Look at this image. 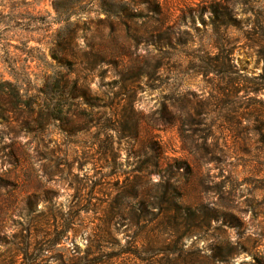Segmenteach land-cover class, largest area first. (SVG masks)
Wrapping results in <instances>:
<instances>
[{"label": "rangeland", "instance_id": "1", "mask_svg": "<svg viewBox=\"0 0 264 264\" xmlns=\"http://www.w3.org/2000/svg\"><path fill=\"white\" fill-rule=\"evenodd\" d=\"M1 82L0 264H264V0H0Z\"/></svg>", "mask_w": 264, "mask_h": 264}, {"label": "trees", "instance_id": "2", "mask_svg": "<svg viewBox=\"0 0 264 264\" xmlns=\"http://www.w3.org/2000/svg\"><path fill=\"white\" fill-rule=\"evenodd\" d=\"M6 88L8 89V93H4L3 91H1L0 95V103L4 102V103H8L10 104V110H15L16 114H20L23 111V101H22V96L19 94L18 90L15 88L14 85H12L11 83L8 82H1L0 83V89ZM66 96H68L70 98V100H81L82 102L80 103L81 105H89V106H93L92 103H90L91 99L89 97L88 94V90L86 88L83 87H78V85L76 84L75 86H73L70 89H67L66 91ZM120 96V95H119ZM27 106H29V104L26 103ZM32 111H29V113ZM57 114L62 113V109L61 110H56L55 111ZM70 110L68 109L66 111V114H69ZM52 114L54 115V113H50L48 115L52 116ZM74 119H67L65 120L66 122L62 124V130L64 129H69V132H79L80 130H85L87 128V123H89V121L87 122V119L92 117V115L87 114L84 111H80L77 115H73ZM111 118L114 117H109L108 120H112ZM122 127L119 129L118 133L120 134L121 138H126L129 137V135L132 132V135L135 134L136 130H138V126L137 125H132L131 128L128 127L126 124L121 125ZM83 128V129H81ZM67 230V227H65V225L62 226L61 231L58 233V237H63V235L65 234ZM88 263V262H87ZM85 263V264H87Z\"/></svg>", "mask_w": 264, "mask_h": 264}]
</instances>
